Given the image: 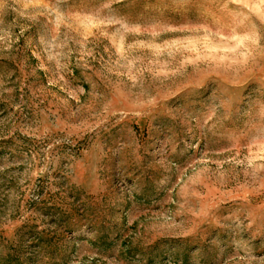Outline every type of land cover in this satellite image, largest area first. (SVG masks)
<instances>
[{"label":"rangeland","instance_id":"rangeland-1","mask_svg":"<svg viewBox=\"0 0 264 264\" xmlns=\"http://www.w3.org/2000/svg\"><path fill=\"white\" fill-rule=\"evenodd\" d=\"M0 264H264V0H0Z\"/></svg>","mask_w":264,"mask_h":264}]
</instances>
